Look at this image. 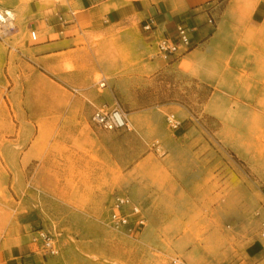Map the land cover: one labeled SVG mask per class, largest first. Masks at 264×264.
<instances>
[{"label": "rangeland", "instance_id": "rangeland-1", "mask_svg": "<svg viewBox=\"0 0 264 264\" xmlns=\"http://www.w3.org/2000/svg\"><path fill=\"white\" fill-rule=\"evenodd\" d=\"M248 6L235 15L247 18ZM12 13V25L25 20ZM263 25L239 29L190 71L181 61L161 67L150 38L130 55L118 39L78 36L72 45L81 47L63 43L66 52L40 62L25 49L26 24L0 38V255L24 246L33 264H193L191 256L252 264L255 249L264 256ZM115 107L135 116L131 131L91 122L96 108ZM117 196L140 209L142 227L110 225ZM38 230L53 235L57 255L33 241Z\"/></svg>", "mask_w": 264, "mask_h": 264}, {"label": "crops", "instance_id": "crops-1", "mask_svg": "<svg viewBox=\"0 0 264 264\" xmlns=\"http://www.w3.org/2000/svg\"><path fill=\"white\" fill-rule=\"evenodd\" d=\"M4 1L6 5H0L1 8L18 11L25 19L17 24L18 29L26 24L30 32H47L37 36L36 41L30 39L31 44H26L25 49L33 52V58L37 62L66 52L68 48L75 50L81 47L72 45V41L78 36L89 40L90 34L118 39L124 43L130 55H138L145 49L144 39L150 38L151 44L158 43L166 36L175 39L177 28L184 27L188 30L192 46L180 57L167 61H181L184 71H190L193 63H204V53H215L226 47V41L236 40L239 29L260 30L264 24V0H72L78 6L76 12L71 9V0H64L65 6L56 4L53 7L40 5L33 0L24 5V9L20 5L14 6L17 0ZM247 5H250L249 16L242 19L238 14ZM67 15L70 16V21L66 19ZM146 24H150L148 31L144 29ZM234 27H237L238 33L234 32ZM13 31L10 33H14ZM63 43H69L68 48ZM160 59L157 60L162 67L163 62L167 61ZM148 63L151 66L155 64ZM132 119L137 122L135 116ZM15 251L14 256L9 255L8 250L6 255L1 253L0 258L3 261L0 264L37 262L36 259L34 262L26 260L31 257L26 247L20 246ZM260 255V251L255 249L250 258L252 264H264V256ZM191 259L193 264L198 263L196 257L191 256Z\"/></svg>", "mask_w": 264, "mask_h": 264}, {"label": "built area", "instance_id": "built-area-1", "mask_svg": "<svg viewBox=\"0 0 264 264\" xmlns=\"http://www.w3.org/2000/svg\"><path fill=\"white\" fill-rule=\"evenodd\" d=\"M9 10L10 9H3L0 7V38L7 36L5 32H12L14 30L11 24L13 18H11ZM150 24L144 26L146 31L150 30ZM3 29H5V32H3ZM30 39L32 41L37 40V34L35 31L30 32ZM191 46L188 30L184 27H178L175 39L166 36L158 41L156 45L157 55L165 61L175 60L187 52ZM106 84L107 82L105 78H102L99 82L100 88L106 87ZM91 122L96 127L107 131H131L133 129L131 122L126 118V115L119 107L110 110L96 108L91 115ZM167 122L172 129H177L179 126V123L173 119V116L167 118ZM144 221L145 219L141 216L140 209L133 205L126 196H117L113 199L109 212V222L112 227L115 229H127L134 224V226L140 228L144 225ZM128 231H131V229L128 228ZM36 233L37 236L33 241L40 244L44 255H57L58 249L53 235L45 230H38ZM172 264L185 263L173 260Z\"/></svg>", "mask_w": 264, "mask_h": 264}, {"label": "bare ground", "instance_id": "bare-ground-1", "mask_svg": "<svg viewBox=\"0 0 264 264\" xmlns=\"http://www.w3.org/2000/svg\"><path fill=\"white\" fill-rule=\"evenodd\" d=\"M9 12H10V16H11V18H13V21H14V16H13V13H12V10H9ZM12 21V22H13ZM12 24V23H11ZM12 27L15 29V31H13L14 33H10V32H5V29H3V32H5L6 33V35H12V36H14L15 34H17V32H16V30H18V27H17V24H14V25H12ZM126 118H127V116H126ZM143 217V216H142ZM144 218V217H143ZM115 230H122V229H120V228H116ZM175 260H177V261H179V262H184V261H180V260H178V259H175ZM185 263V262H184ZM172 264V263H171Z\"/></svg>", "mask_w": 264, "mask_h": 264}]
</instances>
